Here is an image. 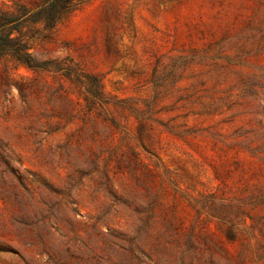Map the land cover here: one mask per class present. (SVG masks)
Listing matches in <instances>:
<instances>
[{"label": "rangeland", "instance_id": "obj_1", "mask_svg": "<svg viewBox=\"0 0 264 264\" xmlns=\"http://www.w3.org/2000/svg\"><path fill=\"white\" fill-rule=\"evenodd\" d=\"M33 50L63 70L0 61V264H264V0H73Z\"/></svg>", "mask_w": 264, "mask_h": 264}, {"label": "trees", "instance_id": "obj_2", "mask_svg": "<svg viewBox=\"0 0 264 264\" xmlns=\"http://www.w3.org/2000/svg\"><path fill=\"white\" fill-rule=\"evenodd\" d=\"M72 8L73 0H39L35 5H29L21 0L0 2V61L11 60L16 65H23L33 70H63L57 60H39L33 49L36 42L53 30ZM87 78L96 86V89L91 91L92 94L99 96L98 79L94 76ZM120 248L125 253L134 254L135 241L133 240L128 247L120 246ZM114 264H125V262Z\"/></svg>", "mask_w": 264, "mask_h": 264}]
</instances>
